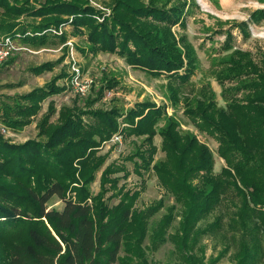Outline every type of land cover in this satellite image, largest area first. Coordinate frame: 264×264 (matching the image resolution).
I'll use <instances>...</instances> for the list:
<instances>
[{"label": "trees", "instance_id": "16d2710c", "mask_svg": "<svg viewBox=\"0 0 264 264\" xmlns=\"http://www.w3.org/2000/svg\"><path fill=\"white\" fill-rule=\"evenodd\" d=\"M187 1L107 0V13L88 0H0V36H18L34 47L47 44L51 36L65 43L64 33L49 30L68 24L75 35L86 37L90 52L116 54L132 68L167 78L175 101L178 87L195 70L184 35L174 31L186 26ZM23 17L31 23L21 24ZM263 19L264 10L249 17L256 25ZM237 26L247 38V23ZM231 41L229 32L226 50ZM55 64L45 62L31 71L40 75ZM223 67L218 79L225 106L204 97L184 111L199 132L218 143L224 166L216 174L209 148L178 132L176 122L168 120L157 130L165 107L151 101L122 111L94 108L98 99H91L82 109L63 106L55 122L50 101L36 123L38 139L12 144L0 137V264H157L148 260L147 250H158L167 241L173 245V261L167 264H218L232 248L233 264L263 263L264 54L236 50ZM66 76L61 72L43 87L13 97L14 106L0 113L4 124L12 130L31 124L41 103L64 90L56 82ZM115 85L108 80L97 94ZM115 133L142 138L127 159L138 175L153 171L175 202L149 235V221L164 202L136 208L140 191L118 187L120 177H112L124 169L106 166L99 191L89 189L106 162L98 151ZM156 135L164 153L159 161L154 159ZM52 197L63 202L62 210L48 209ZM113 198L117 203L109 205ZM176 218L177 227L170 231ZM225 232L230 237L216 255L207 256L203 240L222 238ZM147 237L149 245H144Z\"/></svg>", "mask_w": 264, "mask_h": 264}, {"label": "rangeland", "instance_id": "374dc122", "mask_svg": "<svg viewBox=\"0 0 264 264\" xmlns=\"http://www.w3.org/2000/svg\"><path fill=\"white\" fill-rule=\"evenodd\" d=\"M38 1L44 2L45 0ZM88 1L96 10L109 13L105 7L107 0ZM187 2L189 7L185 15L186 26L184 29L175 27L174 31L177 36L184 35L186 44L193 52L195 70L189 80L178 87V100L174 101L171 98L167 78L153 77L140 69L132 68L116 54L90 52L86 37L75 35L72 27L66 24L60 27L62 33L66 35L65 43H61L55 36H51L47 44L39 47L16 40L9 58L0 64V113L5 107L14 106L13 97L43 87L61 72L67 75L56 82L58 86L64 87V90L41 103V110L33 118L31 124L12 130L0 118V137L12 144H23L27 140L38 139L36 123L43 114L47 113L50 101L53 102L55 109L50 119L51 122L57 120L58 113L63 106H76L82 109L87 107V101L91 99H98L94 103V108L116 107L122 111L131 108L136 102L151 101L165 107L166 116L157 124V130L162 129L168 120L176 122L178 132L196 137L200 143L209 148L213 155V173H218L224 166L223 160L217 154L218 143L213 138L199 132L184 115V111L187 104L194 108L197 102L204 97L207 100L213 98L219 107L225 106L218 76L224 68V62L228 60L232 52L240 50L255 55L264 54V19L258 25L249 20L253 12L264 10V0H188ZM31 21L29 17L20 18L21 24L31 23ZM240 22L247 23L249 34L247 38L243 37L241 27L237 26ZM229 32L232 34V41L230 49L226 50L224 46ZM49 33H51L50 30ZM51 61H56V64L50 72L36 75L31 71L33 67ZM73 67L79 68L81 77L92 80L90 92L86 96L76 95L72 87L67 85L66 79ZM108 80H113L116 83L115 87L104 88L101 96L98 95V89L103 87ZM117 134L119 133L113 136ZM112 138L98 151L99 155L106 156V162L103 168L96 172L95 180L90 184L89 189L92 194L99 191L100 173L106 166L113 164L115 167L124 169L112 177H120L118 187L124 186L126 190L140 191L135 203L136 208H146L159 200L164 202L163 208L149 221V235L150 229L166 214L168 207L175 205V202L173 197L160 186L153 171L142 170L141 175H138L133 170V162L127 159L141 144L142 138L123 137V135L120 141H112ZM153 141L157 149L154 159L155 161L162 160L164 153L161 151V138L156 135ZM125 173L128 174L123 177ZM112 193L113 191H109L107 197ZM68 195L74 198L73 193H68ZM117 201V198H113L108 203L113 205ZM63 205L57 197H52L47 204L48 209L57 210H62ZM177 208L176 214L179 211V207ZM177 222L178 218L173 222L170 231L177 227ZM223 234L225 236L222 238L218 236L214 239L205 238L203 240L207 246V256L216 255L223 240L230 237L227 232ZM144 245H149L148 237ZM232 252L233 248L218 264H233ZM147 258L157 264H167L173 261V245L167 241L158 250H147Z\"/></svg>", "mask_w": 264, "mask_h": 264}, {"label": "built area", "instance_id": "2783aa9c", "mask_svg": "<svg viewBox=\"0 0 264 264\" xmlns=\"http://www.w3.org/2000/svg\"><path fill=\"white\" fill-rule=\"evenodd\" d=\"M51 33H62V29L59 28L57 31L55 29L50 30ZM16 40H20L18 36L11 38L9 36H2L0 38V64L4 63L10 56L11 50L13 49V45ZM67 85L71 86L73 92L80 96H86L91 89L92 80L89 78L81 77V72L79 71L78 67H73L70 75L68 76ZM120 141L121 136L119 134L114 135L112 141Z\"/></svg>", "mask_w": 264, "mask_h": 264}]
</instances>
